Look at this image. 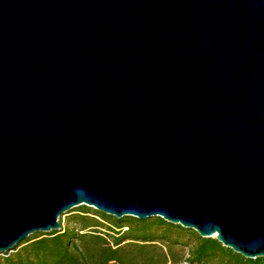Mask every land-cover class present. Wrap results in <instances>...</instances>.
<instances>
[{"label":"water","instance_id":"obj_1","mask_svg":"<svg viewBox=\"0 0 264 264\" xmlns=\"http://www.w3.org/2000/svg\"><path fill=\"white\" fill-rule=\"evenodd\" d=\"M79 205L264 257V0H0V254Z\"/></svg>","mask_w":264,"mask_h":264},{"label":"trees","instance_id":"obj_2","mask_svg":"<svg viewBox=\"0 0 264 264\" xmlns=\"http://www.w3.org/2000/svg\"><path fill=\"white\" fill-rule=\"evenodd\" d=\"M73 211L65 225L59 216L60 229L34 232L0 254V264H264L159 216L117 218L87 205Z\"/></svg>","mask_w":264,"mask_h":264},{"label":"rangeland","instance_id":"obj_3","mask_svg":"<svg viewBox=\"0 0 264 264\" xmlns=\"http://www.w3.org/2000/svg\"><path fill=\"white\" fill-rule=\"evenodd\" d=\"M80 208V205L79 206H76V207H73L72 209H70L71 211L73 209H79ZM70 210H68L67 212L63 213V215L61 216V220H62V224L65 225L66 224V221L68 218H70L73 213H75L74 211L73 212H70ZM189 229V228H188ZM188 250V249H187Z\"/></svg>","mask_w":264,"mask_h":264}]
</instances>
